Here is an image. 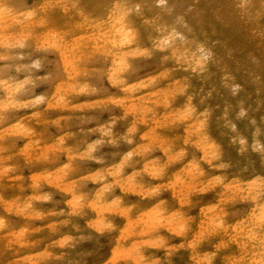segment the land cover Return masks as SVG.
<instances>
[{
	"label": "rangeland",
	"instance_id": "1",
	"mask_svg": "<svg viewBox=\"0 0 264 264\" xmlns=\"http://www.w3.org/2000/svg\"><path fill=\"white\" fill-rule=\"evenodd\" d=\"M0 264H264V0H0Z\"/></svg>",
	"mask_w": 264,
	"mask_h": 264
},
{
	"label": "bare ground",
	"instance_id": "2",
	"mask_svg": "<svg viewBox=\"0 0 264 264\" xmlns=\"http://www.w3.org/2000/svg\"><path fill=\"white\" fill-rule=\"evenodd\" d=\"M149 2L152 5V8L155 9V4H157L159 0H149Z\"/></svg>",
	"mask_w": 264,
	"mask_h": 264
}]
</instances>
